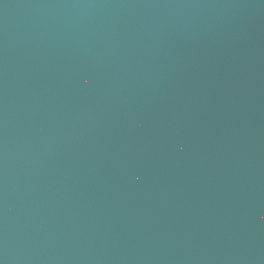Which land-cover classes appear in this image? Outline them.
<instances>
[{
    "label": "water",
    "instance_id": "1",
    "mask_svg": "<svg viewBox=\"0 0 264 264\" xmlns=\"http://www.w3.org/2000/svg\"><path fill=\"white\" fill-rule=\"evenodd\" d=\"M0 264H264V0H0Z\"/></svg>",
    "mask_w": 264,
    "mask_h": 264
}]
</instances>
